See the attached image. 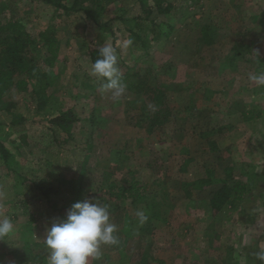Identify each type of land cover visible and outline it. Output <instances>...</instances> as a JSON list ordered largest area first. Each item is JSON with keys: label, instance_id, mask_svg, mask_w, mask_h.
Wrapping results in <instances>:
<instances>
[{"label": "rangeland", "instance_id": "374dc122", "mask_svg": "<svg viewBox=\"0 0 264 264\" xmlns=\"http://www.w3.org/2000/svg\"><path fill=\"white\" fill-rule=\"evenodd\" d=\"M167 1L170 12L150 16L154 31L147 20L144 30L133 26L154 0H114L100 19L124 20H114L110 30L83 12L58 16L41 0H0V20L15 15L34 37L52 29L60 44L53 68L43 64L45 47L35 45V58L48 72V104L41 108L31 92L12 90L0 105V139L12 154L8 166L0 160V217L16 226L0 240V264H26L39 254L48 264V228L67 216L60 209L85 199L109 206L117 235L132 234L121 251L102 245V258L91 264H228L229 255L230 264H254L244 247L252 240L264 245V86L248 76L264 71V0ZM129 39L131 46L123 48ZM106 41L117 47L120 70L132 82L151 69L150 83L164 86L171 110L164 126L150 131L132 117L153 106L143 90L127 86L119 102L101 94L105 81L91 74L89 53ZM250 109L262 116L245 121L242 114ZM64 112L72 118L70 134L50 122ZM14 115L23 121L13 125ZM227 167L250 186L252 196L242 204L213 213L210 188L186 197V183L207 177V170L224 178ZM82 171L78 197L69 184L77 188ZM130 172L167 209V222L152 233H140L146 223L136 217L137 210L149 211L145 202L115 201L103 188L105 178L118 182ZM42 179L54 182L57 192L45 197L36 187Z\"/></svg>", "mask_w": 264, "mask_h": 264}, {"label": "trees", "instance_id": "16d2710c", "mask_svg": "<svg viewBox=\"0 0 264 264\" xmlns=\"http://www.w3.org/2000/svg\"><path fill=\"white\" fill-rule=\"evenodd\" d=\"M41 1L52 5L55 8V11L59 12L58 16H61L62 12L66 15L75 12H83L99 27L108 28L109 30L111 29L114 20H124V18L119 17L111 18L106 22L101 21L100 15L105 12L106 8L114 2V0H73L70 4L65 3L64 0ZM13 3L16 4L15 0H10V4L13 5ZM172 9L173 5L167 0H154L153 6L145 8L146 18L141 15L136 16L134 18L133 26L135 29L144 30V28H146V22L149 21L151 24L149 29L154 30V27L157 26V24L154 18H150L153 11L156 10L159 14H166ZM208 28V26H204L202 33L206 42L212 44L214 40L209 34ZM129 32L136 37H141V34L136 33L133 29H130ZM166 35H169L168 31L164 33V36ZM154 37L157 36H153V38ZM35 45H43L45 47L46 53L44 54L43 64L49 68L55 67L60 53V44L52 29L40 32L37 37H34L29 32L22 19L17 18L15 15L11 16L6 22L0 20V105L5 102V95L12 90L31 92L41 108H44L48 104L49 96L46 92L49 86L48 72L43 71V67H41L38 63L39 61L35 58ZM89 54L91 62L93 63V61L99 58V49H92ZM120 66L121 65L119 64V68ZM151 75L152 70L149 69L146 75H143L141 78L137 77V80L132 82V75L129 72L123 73L126 85L135 88V90H143L149 95V100L153 103L151 109L145 107L139 116L132 115L133 118L137 119V122L140 125L146 126L150 131L164 126L171 115V110L167 101V94L165 92L166 89L164 86L161 88L159 85L153 84L152 82L150 83L154 78ZM242 115L245 121H251L261 117L262 112L260 110L257 111L255 109H250L245 110ZM22 121L23 119L16 118L14 115L12 124L16 125ZM50 122L70 134L72 118L69 112H64L63 114L56 116L51 119ZM220 130L221 128H219V131ZM23 139L25 141V136H23ZM208 142L210 149L216 151L218 148L217 143L213 140ZM11 157V151L5 145L4 141L0 139V160L8 166ZM84 176L85 171H82L78 178V183H76L77 188H75L73 182L69 184L73 190H76L78 197L82 190L79 184L82 182ZM104 181L108 182L105 186L104 184L102 185L103 188H105L109 199L121 202L127 200H131V202L143 201L148 206L149 211L146 213L148 215V220L145 226L141 227L140 231L143 235L145 232L152 233L156 227L167 222V209L160 197L156 194L152 196L148 192L147 185L140 182L133 173L130 172L129 177L125 176L118 182H109L107 178H105ZM46 182V180L42 179L36 184V187L45 197H49L51 194L57 192V185L52 181ZM186 184H188V186L184 192L188 199L193 194L192 189H211L209 205L213 213L219 212L228 204L232 207L240 205L246 201L248 197L252 196L249 184L243 179L234 178L232 167L226 168V175L224 178H216L212 170H207V177L196 179ZM216 185L218 186L215 187ZM262 198L264 205V192ZM70 208L71 207L62 208L59 212L63 213V210L68 211ZM126 216L128 215L126 214ZM65 218L66 217L62 215V219ZM123 233L125 236L118 234L119 243L112 245V248L117 251L124 249L126 242L125 239L132 235L129 230H126V232ZM259 242L260 241L258 240H252L250 244L244 247L245 259L248 263L261 264V262L253 255V253L258 250ZM146 257L147 254L144 255L143 260H145ZM43 260L44 256L42 254L34 255L26 259V264H41ZM230 260L231 257L229 255L228 264H230ZM155 261L158 264H164L161 260L155 259Z\"/></svg>", "mask_w": 264, "mask_h": 264}, {"label": "clouds", "instance_id": "9594fccd", "mask_svg": "<svg viewBox=\"0 0 264 264\" xmlns=\"http://www.w3.org/2000/svg\"><path fill=\"white\" fill-rule=\"evenodd\" d=\"M126 40L122 47H130ZM91 74L105 81L100 85L101 94H110L119 102L126 92L123 73L119 68L117 47L107 41L99 49V58L91 65ZM248 79L258 86H264V71L249 73ZM137 221L143 225L148 220L144 210H137ZM16 231L10 217H0V240H5ZM117 226L111 222L109 206L99 200L85 199L74 203L65 219L52 223L47 230L44 244L48 250V264H91L102 258V245L119 243ZM254 257L264 264V245H258Z\"/></svg>", "mask_w": 264, "mask_h": 264}, {"label": "crops", "instance_id": "0c3cea01", "mask_svg": "<svg viewBox=\"0 0 264 264\" xmlns=\"http://www.w3.org/2000/svg\"><path fill=\"white\" fill-rule=\"evenodd\" d=\"M247 246V245H246Z\"/></svg>", "mask_w": 264, "mask_h": 264}]
</instances>
